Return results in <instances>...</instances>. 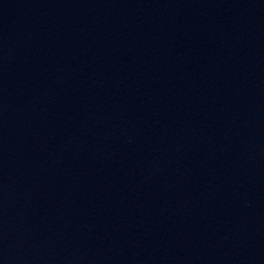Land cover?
<instances>
[{"label": "water", "instance_id": "1", "mask_svg": "<svg viewBox=\"0 0 264 264\" xmlns=\"http://www.w3.org/2000/svg\"><path fill=\"white\" fill-rule=\"evenodd\" d=\"M0 264H264V0H0Z\"/></svg>", "mask_w": 264, "mask_h": 264}]
</instances>
